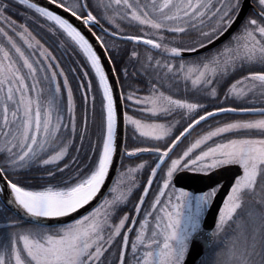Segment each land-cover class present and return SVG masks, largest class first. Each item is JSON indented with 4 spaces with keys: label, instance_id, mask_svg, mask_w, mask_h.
<instances>
[{
    "label": "snow or ice",
    "instance_id": "obj_1",
    "mask_svg": "<svg viewBox=\"0 0 264 264\" xmlns=\"http://www.w3.org/2000/svg\"><path fill=\"white\" fill-rule=\"evenodd\" d=\"M13 2L0 0V215L5 211L15 214L7 217L8 222L0 230V264H106L105 253L118 237V264H126L129 248L130 264H188L189 255H195L199 264H264V107L214 106L208 111L202 103L174 99L157 87L165 79H181L203 93L202 98H214L215 85L223 80L225 100L247 101L257 93L264 97V0H256L260 10L245 17L239 30L219 49L189 61L183 59L185 53L206 48L233 27L243 11L244 0H50L88 30L102 28L103 19L115 27L111 32L103 29L107 35L142 43L168 57L162 62L146 55L143 67L154 74L155 81L151 94H129L124 99L141 106L149 117L173 111L195 114L183 131L171 138V126L142 123L125 113L124 119L139 135L155 141L168 138L170 142L163 149L137 148L125 153L129 157L142 152L156 156L132 216L119 213L137 187L132 173L143 169L144 163L119 174L102 203L78 218L73 214L101 194L113 166L120 119L117 97L101 54L81 27L34 0H15L51 22L50 30H59L78 49L97 81L101 127L98 143L90 148L91 163L82 167L79 158L73 156L71 164L63 163L61 167L70 148L80 151L74 146L77 128L73 91L56 56L26 24H17L7 15ZM117 21L135 22L147 31L121 36ZM190 28L198 31L206 43L198 42V48L185 47L163 35H185ZM93 35L107 53L105 40ZM173 44L178 46H170ZM130 56L139 59L140 54L133 50ZM107 59L111 61V57ZM257 66L259 70H254ZM127 71L122 69L125 79ZM237 73L242 75L233 79ZM61 84L66 91L64 104ZM91 88V80L78 84L81 144L87 133L89 106L93 113L96 111L97 98L90 95ZM220 115L253 118L216 121L182 154L175 158L170 155L202 122L215 121ZM30 165L46 173L44 183L33 185L19 178L20 171ZM233 167L237 174L231 179L213 226L206 230L207 216L224 187L222 178L213 177ZM181 179L210 183L195 188L181 184ZM154 181L157 187L152 190ZM258 195L242 219L238 213L245 211V196ZM130 233H134L131 244Z\"/></svg>",
    "mask_w": 264,
    "mask_h": 264
},
{
    "label": "trees",
    "instance_id": "obj_2",
    "mask_svg": "<svg viewBox=\"0 0 264 264\" xmlns=\"http://www.w3.org/2000/svg\"><path fill=\"white\" fill-rule=\"evenodd\" d=\"M64 2V0H59ZM11 11L7 12V15L11 17L17 24H26L29 31L32 33L36 39L40 40V42L52 52L53 55L56 56L57 60L60 62V67L64 69L65 74L69 72L72 76H74L79 81H87L91 80L93 83V87L95 88L96 94L97 92V81L94 77V73L90 69V65L87 63L86 59L82 56V54L76 49L69 40L59 31H51L53 28L51 22L46 21L44 18L40 17L34 11L28 9L25 6L20 5L18 2L11 3ZM94 14H97L95 10H93ZM98 15V14H97ZM98 18L100 19L99 15ZM103 20V19H101ZM0 26H3L0 24ZM97 32L104 37L105 44L109 49V54L113 60L116 72L119 77V81L122 87V91L124 97L129 95L132 91L138 92L143 89L144 83H149V81L144 80L143 76L138 73L141 72V68L143 65V61L141 58H132L130 56L131 51L135 50L139 54H141V49H146V46L137 44L135 42H129L126 40L115 39L106 33L102 32L99 28ZM136 31H129L128 34L135 35ZM12 34V33H10ZM19 42V41H18ZM167 42V41H165ZM111 45V46H109ZM159 56H164L157 50L155 53ZM165 57V56H164ZM127 68V79H125L124 74L122 73V69ZM70 69H75V72L70 71ZM143 71V70H142ZM87 72L88 76L84 77L83 73ZM145 81V82H143ZM142 83V84H141ZM65 91L61 89V96H64ZM90 95H92L90 93ZM98 100V105L96 104V111L93 113L91 106H89V116H88V127L87 133L85 135V139L83 144L79 139V133L81 130V112H82V101L80 92H75L74 101H75V115H76V128L77 135L74 138V146L79 148L80 151L76 152L72 148L69 149V157L65 158V161L61 163V167H63V163H70V158L73 156H77L79 158L80 164L83 167L84 165L90 164L91 160L89 157L93 156L92 151L90 150L91 145L97 144L100 135V127H101V117L99 114V94L96 97ZM65 102L63 101L62 104ZM221 107H235L233 105H223ZM210 108V106H209ZM211 107L208 111H212ZM182 114V112H179ZM186 114V113H185ZM200 114H203L201 112ZM195 114H191L189 116H182L181 122L178 123V126L182 129L187 126V123L190 122L191 116ZM226 118L233 117V115H220ZM217 116L216 118H218ZM215 118V119H216ZM168 120V119H166ZM212 121L211 119L209 122ZM65 122H67V115L65 114ZM205 123H201L200 126L196 127L191 133L194 131L200 130ZM154 145L149 144H140L131 142L130 138H127L126 148H142V147H153ZM140 157H124L123 162L128 161L135 163L136 159L139 160ZM137 160V161H138ZM73 168L74 164L71 165ZM19 178L25 180L29 184H42L45 182L46 173L39 169L38 166L30 165L28 168L23 169L19 173ZM2 207V205H0ZM9 215L14 216L11 212L6 211ZM2 221V220H0Z\"/></svg>",
    "mask_w": 264,
    "mask_h": 264
},
{
    "label": "rangeland",
    "instance_id": "obj_3",
    "mask_svg": "<svg viewBox=\"0 0 264 264\" xmlns=\"http://www.w3.org/2000/svg\"><path fill=\"white\" fill-rule=\"evenodd\" d=\"M95 2V0H93V3ZM97 13V12H96ZM99 19V18H98ZM101 21V19H100ZM104 21V20H103ZM117 23L120 24V34H127L128 35V31H136L138 33L137 34H143L145 31H147V29H143L140 26H138L135 22H128V21H124V22H120L117 21ZM109 26L108 23H106ZM111 29H115V27H110ZM99 36H101L103 39L104 37L101 34H98ZM163 35L167 38V39H171L172 37L169 36L168 33H163ZM146 38H153L152 36H148ZM196 42H193L194 44L192 45H188V47H198V42H203L201 40V38H199V40H195ZM106 45V44H105ZM111 46V45H109ZM141 54L139 56V58H141V60L143 61V65L146 64V55H151L152 57H154L155 59H160L162 62L167 60L168 57H164V56H159L154 54L153 52H150L148 48L146 49H141ZM159 51V50H158ZM215 50H213L212 52H214ZM160 52V51H159ZM212 52H210L209 54H211ZM208 55V54H207ZM206 56V55H205ZM204 56L200 57L203 58ZM198 57L195 58H183L185 61H189V60H198L200 59ZM174 63L177 61H173ZM258 68V66L256 67ZM143 70V71H142ZM141 72L142 73H138L139 75L143 76L144 78H146L147 80L149 79V83L146 82V84L144 83V86H142V91L145 93V91H147V93L143 94L140 92H131L130 94H132L134 97H145L151 94L152 91V85L155 82L153 79L154 74L151 71H145L144 67L142 66L141 68ZM149 75L148 78L146 75ZM246 74V73H244ZM68 75V81H69V85L72 88L73 91V97L75 95V92H79L78 91V84H79V80H77L74 76H72L69 72H67ZM240 73H237L233 79H239L240 78ZM225 83L226 81H221L219 84H216V90H217V96L216 97H207V98H202L204 96L203 93L197 91V89L192 86L190 83H185L183 80L181 79H165L163 80L160 84L157 85V87L160 88V91L164 92L165 95H171L173 96V98L176 99H188L190 102H199L202 103L204 105L207 106V109H210L211 107L213 108L214 106H223V105H233L235 107L237 106H247V107H264V97H262L259 93H257L255 96H250V98L247 101H241V100H235V102H233L232 98H229L228 100L224 99V93L227 91V88L225 87ZM142 84V83H141ZM61 89L65 91L63 84H61ZM91 94L95 95L96 97L98 96V94H96L95 88L93 87V83H92V88H91ZM66 102V91L64 93V96H61V103L62 102ZM76 104V103H75ZM96 104L98 105V100L96 102ZM130 106L129 108H127L124 105V109H125V113L127 114V116L132 117L134 119H138L141 120L142 123H163L166 125L171 126V137L175 135V124L177 125L179 122H181L180 120L182 119V114L179 113V111H173L171 113H167L164 116H167V118H169V120H155V121H150L148 120V118H142L140 117V113H142L141 111V106L138 105H134L131 101H129ZM210 106V108H209ZM130 112H129V111ZM181 112V111H180ZM144 113V112H143ZM146 114V113H144ZM184 114V113H183ZM161 115V114H160ZM184 116H188V114H184ZM154 118V117H152ZM253 117H247V116H233L230 118H226L224 116H219L218 118L210 122H208L207 124L204 125V130L199 131L198 133H196V138H199L205 131L210 130V128L212 126H214L216 121H224V120H233V119H250ZM126 129H127V134L129 135V138H132L133 141H131L133 144L135 143H140V144H146L143 141V136L139 135V133L134 129V127L128 122L126 121ZM148 139V138H147ZM195 139H193L189 144H182L180 145L179 149L175 152V154L173 155V158L176 157V155L182 154V151L185 150L192 142L195 141ZM153 141V140H152ZM148 144V143H147ZM152 145V144H149ZM154 146L156 147H160L163 149V147L165 145L163 144H155ZM137 148H130V149H126V152H131L133 150H135ZM136 159L135 163L132 162H122L119 172L117 174V177L119 174H126L128 169H136L137 165L144 163L145 167L143 169H140L138 171H134L132 173V175L135 177L136 183H137V187L132 191L131 196L129 197V202L127 203V205L125 207L122 208L121 212L119 213L120 215H122L124 212H130V215L133 213V208L135 203L137 202V198L139 197V195L142 192V188H143V183L146 180L148 173L150 172V167L153 164L154 158L151 155H144L141 156L139 158V160ZM116 177V179H117ZM125 180L127 179L126 177H124ZM115 179V180H116ZM154 188L153 190L156 189L157 184L154 181ZM111 198V197H109ZM245 205H244V209L245 211L239 212V216L243 219L245 217V212L247 211V209H249L250 207H253L252 201L254 199H259V195L257 197H252V196H245ZM11 215H9L6 211L0 215V230L3 229V226L8 222L7 217H9ZM120 239V238H119ZM116 239V241L114 242V246H113V256L111 257V259L115 258V255L118 254V251L120 249V240Z\"/></svg>",
    "mask_w": 264,
    "mask_h": 264
},
{
    "label": "water",
    "instance_id": "obj_4",
    "mask_svg": "<svg viewBox=\"0 0 264 264\" xmlns=\"http://www.w3.org/2000/svg\"><path fill=\"white\" fill-rule=\"evenodd\" d=\"M34 2H37L40 6L49 7L50 10L56 11L57 14L64 16L65 18H68L70 22H72L74 25L81 27V30L90 40V42L93 43V46L95 47L98 54H101L104 69L108 73L109 81L113 87V94L115 97H117V111H118L120 119H119V123L116 129L117 153L114 157L113 166L110 169L109 176L106 180L105 186L102 187L101 189V194H98L97 198L94 199V201L91 202L90 205H87L85 206V208L79 210V213L73 214L74 218H78L79 216L87 214L88 212L92 211L93 208L97 207L101 203L104 196L108 194V189L112 187V182L115 180L117 176V173H118L121 161H122V157L125 152L124 146H125L126 124H125V119H124L125 110H124V103H123L121 87L119 84V80H118L115 68L113 69V66H114L113 62L112 60L109 61L107 59V57H110L108 52L105 53L104 49L100 45H98L97 42L95 41L93 33L95 35L97 34L93 30V28L88 30L87 28L82 27L78 19H76L75 17H71L70 13L65 12L63 9L58 8L56 5H52L50 0H34ZM252 7H253V4L251 0H244L243 11L241 12L240 17L237 19L236 23L233 25L231 29H229L228 32H226L223 36L220 37L219 40L215 41L213 44H209L206 48H198L197 52H188V53H185L184 56H191V55L203 53L205 51H208L220 45L222 42L227 40L231 36V34L239 27V25L245 18L246 14L248 13L249 9ZM103 29L105 28L102 27V30ZM235 174H237V170L236 168L233 167L226 172L225 171L218 172L217 175L213 177V179L222 178V183L224 187H223V190L220 192V194L216 197V201L212 207L211 213L207 216V224L205 225L206 230H209L213 226V221L216 218L218 209L219 207L222 206L223 200L226 197L227 191L229 190L231 179L233 175ZM180 183L187 184L190 187L203 188L206 184L210 183V181L208 180L190 181L187 179H181ZM0 185L1 187L3 186L2 181H0ZM65 222H69V221L65 220ZM193 260H196L197 264L199 263L198 258L195 255H189L187 257L188 264H192Z\"/></svg>",
    "mask_w": 264,
    "mask_h": 264
},
{
    "label": "flooded vegetation",
    "instance_id": "obj_5",
    "mask_svg": "<svg viewBox=\"0 0 264 264\" xmlns=\"http://www.w3.org/2000/svg\"><path fill=\"white\" fill-rule=\"evenodd\" d=\"M252 2H253V4L259 9V6L256 4V0H252ZM260 10V9H259ZM256 10L254 9V8H252V9H250L249 10V12H248V14H247V16H250V15H254V12H255ZM246 16V17H247ZM240 28V27H239ZM239 28L237 29V31L239 30ZM236 31V32H237ZM235 32V33H236ZM199 38H200V36H199V33H198V31H196V30H194V29H189L188 30V32H187V34H185V35H180V36H177V37H172L171 39H175V40H177V41H180V42H182V44H183V46H185V47H188V45H192V44H194L193 42H196L195 40H199ZM231 38V37H230ZM229 38V39H230ZM228 39V40H229ZM227 40V41H228ZM227 41H225L223 44H225ZM222 44V45H223ZM172 46H178V45H175V44H173ZM194 47H196V46H194ZM208 53V52H207ZM207 53H204V54H207ZM203 54H201V55H196V56H192V57H188V58H195V57H198V58H200L201 56H202ZM146 75V74H145ZM147 76V78H148V76L149 75H146ZM149 80V79H148ZM174 99H176V98H174ZM180 112V111H179ZM185 114V113H184ZM184 114L182 113V115H183V117H184ZM165 114H161V115H159V117H157V118H153L154 120H165L166 121V119H168L169 120V118H167V116H164ZM188 116H189V114H188ZM151 120H152V118H150ZM177 128H178V132H177ZM174 129H175V135L174 136H172L171 138H174L176 135H179V131H180V126H177L176 127V124H175V127H174ZM199 132V131H198ZM197 132V133H198ZM196 134V133H195ZM196 138V135H190V136H188L187 137V139H184L183 140V143H180L179 144V146L175 149L176 151L179 149V147H180V145H182V144H189L193 139H195ZM183 139V138H182ZM143 141L146 143H148V144H163V145H165V144H167V143H169L170 141H169V139L168 138H165L164 140H161V141H155V140H151V139H147V138H143ZM144 185H143V187L145 186V184H146V181H144V183H143ZM154 186L155 185H153V188H154ZM153 188H152V190H153ZM152 190H150V195H151V191ZM137 219H139V218H137ZM117 239H119V237L117 238ZM120 240V239H119ZM134 240V233H130L129 234V244H131L132 243V241ZM119 246H120V244H119ZM119 251H120V249H119ZM119 251H118V254H119ZM113 247L108 251V252H106L105 253V256L107 257V262H106V264H118V261H117V256H118V254H116L115 255V258L114 259H111V257L113 256ZM103 259V258H102ZM131 260H132V254H131V251H130V248H129V250H128V252L126 253V255H125V261H126V264H130V262H131Z\"/></svg>",
    "mask_w": 264,
    "mask_h": 264
},
{
    "label": "bare ground",
    "instance_id": "obj_6",
    "mask_svg": "<svg viewBox=\"0 0 264 264\" xmlns=\"http://www.w3.org/2000/svg\"><path fill=\"white\" fill-rule=\"evenodd\" d=\"M0 187H1V185H0Z\"/></svg>",
    "mask_w": 264,
    "mask_h": 264
}]
</instances>
